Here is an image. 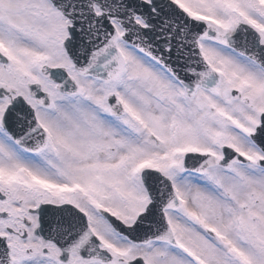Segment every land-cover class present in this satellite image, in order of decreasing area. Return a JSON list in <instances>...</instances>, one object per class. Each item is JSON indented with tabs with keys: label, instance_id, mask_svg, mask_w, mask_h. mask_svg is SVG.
<instances>
[{
	"label": "snow or ice",
	"instance_id": "snow-or-ice-1",
	"mask_svg": "<svg viewBox=\"0 0 264 264\" xmlns=\"http://www.w3.org/2000/svg\"><path fill=\"white\" fill-rule=\"evenodd\" d=\"M0 264H264V0H0Z\"/></svg>",
	"mask_w": 264,
	"mask_h": 264
}]
</instances>
